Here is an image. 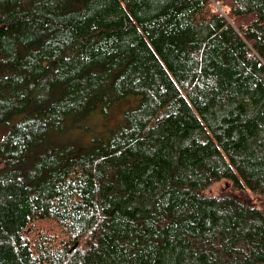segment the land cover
Here are the masks:
<instances>
[{
    "label": "trees",
    "instance_id": "1",
    "mask_svg": "<svg viewBox=\"0 0 264 264\" xmlns=\"http://www.w3.org/2000/svg\"><path fill=\"white\" fill-rule=\"evenodd\" d=\"M12 118L0 264H264V0H0Z\"/></svg>",
    "mask_w": 264,
    "mask_h": 264
},
{
    "label": "rangeland",
    "instance_id": "2",
    "mask_svg": "<svg viewBox=\"0 0 264 264\" xmlns=\"http://www.w3.org/2000/svg\"><path fill=\"white\" fill-rule=\"evenodd\" d=\"M138 95L126 94L118 99L110 107L99 110L89 117L79 127L52 133L47 142H55L58 145L70 144L82 148L86 143L98 137H104L109 129L115 127L121 119L123 112L133 106L138 100ZM16 118L8 122L0 123V143L7 135Z\"/></svg>",
    "mask_w": 264,
    "mask_h": 264
}]
</instances>
